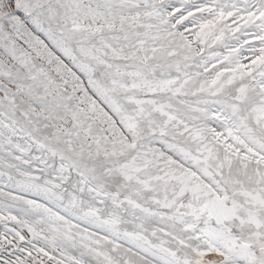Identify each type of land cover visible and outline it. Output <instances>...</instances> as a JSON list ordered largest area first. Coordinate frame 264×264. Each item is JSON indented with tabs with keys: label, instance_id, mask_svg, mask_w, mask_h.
<instances>
[{
	"label": "snow or ice",
	"instance_id": "6c2138e0",
	"mask_svg": "<svg viewBox=\"0 0 264 264\" xmlns=\"http://www.w3.org/2000/svg\"><path fill=\"white\" fill-rule=\"evenodd\" d=\"M0 264H264V0H0Z\"/></svg>",
	"mask_w": 264,
	"mask_h": 264
}]
</instances>
